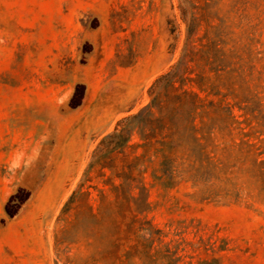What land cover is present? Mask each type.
I'll use <instances>...</instances> for the list:
<instances>
[{
    "label": "rangeland",
    "instance_id": "1",
    "mask_svg": "<svg viewBox=\"0 0 264 264\" xmlns=\"http://www.w3.org/2000/svg\"><path fill=\"white\" fill-rule=\"evenodd\" d=\"M218 1L224 16L231 2ZM185 36L180 0H0V264H57V218L94 150L150 101ZM195 193L149 185L147 216L181 225L188 241H228L225 251L187 244L186 260L264 264V202Z\"/></svg>",
    "mask_w": 264,
    "mask_h": 264
},
{
    "label": "trees",
    "instance_id": "2",
    "mask_svg": "<svg viewBox=\"0 0 264 264\" xmlns=\"http://www.w3.org/2000/svg\"><path fill=\"white\" fill-rule=\"evenodd\" d=\"M218 2L180 0L179 55L150 86V101L94 150L85 181L99 182H81L64 204L57 264H223L185 259L187 244L225 251L228 241L213 232L192 242L181 225L161 227L147 216L149 185H191L211 201L238 202L246 192L264 202V0H230L224 16Z\"/></svg>",
    "mask_w": 264,
    "mask_h": 264
}]
</instances>
